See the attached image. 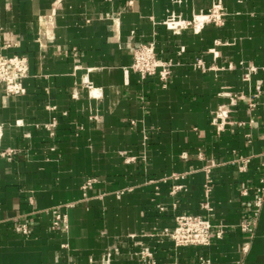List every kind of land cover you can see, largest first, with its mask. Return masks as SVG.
Instances as JSON below:
<instances>
[{
	"label": "crops",
	"instance_id": "0c3cea01",
	"mask_svg": "<svg viewBox=\"0 0 264 264\" xmlns=\"http://www.w3.org/2000/svg\"><path fill=\"white\" fill-rule=\"evenodd\" d=\"M218 1L0 0V52L30 63L25 94L0 83V264H264V202L242 228L262 185L264 0H221L216 23ZM147 42L175 63L166 84L131 68ZM179 213L209 218L211 243L163 235Z\"/></svg>",
	"mask_w": 264,
	"mask_h": 264
},
{
	"label": "built area",
	"instance_id": "2783aa9c",
	"mask_svg": "<svg viewBox=\"0 0 264 264\" xmlns=\"http://www.w3.org/2000/svg\"><path fill=\"white\" fill-rule=\"evenodd\" d=\"M223 6L221 0L214 4L210 9L209 18L216 23H219L223 19ZM177 16L172 15L169 22L166 24L169 27H174L179 23H175ZM175 63L172 59L161 58L157 54L156 45L154 42L139 43L133 48V60L131 68L138 72L143 78L149 76H157L163 84L168 83L174 75ZM195 68H205V63L199 60L194 64ZM30 63L29 59L23 55H9L0 52V83L4 85L5 92L11 96L23 95L26 93V87L24 85V79L29 75ZM250 70H256V67H251ZM255 96L261 95V86L257 85ZM253 105V103H251ZM222 112V113H221ZM227 110H220L217 113V117H221V114L227 115ZM223 119V118H221ZM12 151H7L5 154H11ZM262 162L261 169L262 174L260 181L261 187L258 189L257 196L254 200V210L251 214L250 220L242 222L243 230H249V228L257 222L260 210L264 202V150L261 152ZM248 157L240 155L234 160L238 169L243 172L247 170ZM216 163L211 160L204 168L206 171L205 192L207 199L203 202V207L209 208L208 198L213 187V176L211 174L213 167ZM186 172L173 175L174 179H184ZM96 181L95 177H88L83 184L84 195H88V191L93 187ZM185 189V185L182 183L175 184L172 192L177 193ZM247 189L243 190V194H247ZM211 209V208H209ZM176 224L173 228H163L161 231L163 235L171 238L177 246H189V245H208L212 241V229L213 225L209 218L195 215L191 213H179L175 217ZM68 218L67 214L59 213L52 221L53 229L67 228ZM15 228L18 232L23 234H29L31 232L30 223L26 219H19L15 223ZM216 235L222 237L224 235L223 229H217ZM249 244L245 243L243 251H248ZM142 257H152V252L148 247L142 250ZM147 264H157L156 261ZM200 264H210V259L200 257ZM243 264V263H241Z\"/></svg>",
	"mask_w": 264,
	"mask_h": 264
}]
</instances>
